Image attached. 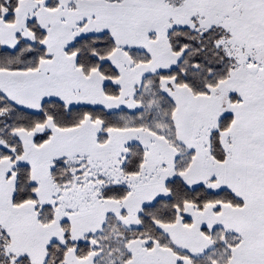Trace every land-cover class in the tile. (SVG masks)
<instances>
[{
  "label": "snow or ice",
  "instance_id": "6c2138e0",
  "mask_svg": "<svg viewBox=\"0 0 264 264\" xmlns=\"http://www.w3.org/2000/svg\"><path fill=\"white\" fill-rule=\"evenodd\" d=\"M0 264H264V0H0Z\"/></svg>",
  "mask_w": 264,
  "mask_h": 264
}]
</instances>
